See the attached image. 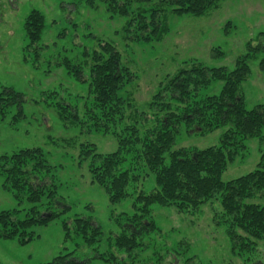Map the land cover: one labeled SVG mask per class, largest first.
I'll use <instances>...</instances> for the list:
<instances>
[{"label":"rangeland","instance_id":"374dc122","mask_svg":"<svg viewBox=\"0 0 264 264\" xmlns=\"http://www.w3.org/2000/svg\"><path fill=\"white\" fill-rule=\"evenodd\" d=\"M155 4L153 0L149 6ZM32 10H39L45 16L46 29L41 41L35 47H28L24 24ZM160 18L168 30L160 41L135 42L128 39L135 34L126 32L127 19L110 12L104 0H0V91L3 87L13 88L25 96L21 113L20 107L14 105L5 111L4 117L0 116V158L24 149H42L50 168L46 181L56 194L52 199L44 196V207L40 210L62 212L68 208L48 226L34 227L35 239L28 245L0 238V264H47L72 252L77 244L83 247V258L93 253H119L114 249L113 238L122 233L127 217L135 214L136 195L111 204L105 190L91 182L88 164L80 161L85 145H94L104 155L118 148L113 134L96 132L84 115L82 98L88 94L93 56L101 51V44H113L121 54L122 64L137 75L127 88L132 103L129 121L134 122V116L140 113L151 114L148 105L161 83L174 76L185 63L234 70L237 60L246 55L247 45L252 42L256 46L259 35L264 33V0H222L217 8L201 17L176 16L164 9ZM261 59L259 54L250 61L251 74L242 85L248 109L264 104ZM67 64L81 67L87 82L78 79ZM221 89V83H214L206 93L216 95ZM63 107L71 113L62 111ZM75 113L78 119L73 117ZM181 129L176 148L204 150L219 145L224 134L222 129L207 135ZM247 145L246 157H239L223 174L224 182L256 169L264 140L250 139ZM140 187L141 184L137 186ZM155 187L152 176L144 180L146 192ZM253 202L264 205V198ZM33 206L27 202L19 205L12 193L3 188L0 176V212L20 210L19 217L24 218ZM215 208L220 210L216 201L193 214L179 213L175 207L152 206L154 230L138 234L140 247L132 251L128 261L264 264V240L251 254L244 257L233 254L225 229L213 221ZM78 218L92 219L101 227V242L94 245V252L86 250L75 233ZM65 222L70 229L68 241ZM118 256L127 258L125 252ZM93 264L107 263L95 260Z\"/></svg>","mask_w":264,"mask_h":264},{"label":"trees","instance_id":"16d2710c","mask_svg":"<svg viewBox=\"0 0 264 264\" xmlns=\"http://www.w3.org/2000/svg\"><path fill=\"white\" fill-rule=\"evenodd\" d=\"M104 1L110 12L127 19L126 32L135 34L128 39L148 43L160 41L168 31L160 18L164 9L176 16L201 17L217 8L222 0H156L151 7L153 0ZM45 29V16L39 10H32L24 24L28 47H35L41 41ZM257 43L247 45L246 55L237 60L232 71L197 62L185 63L174 76L161 83L148 105L151 114L140 113L134 116V122L129 121L132 103L127 88L137 75L122 64L121 54L113 44H101V51L93 56L88 94L82 98L84 115L96 132L113 134L118 148L104 155L94 145H85L80 161L88 164L91 182L105 190L111 204L136 195L135 214L127 217L122 224L126 227L113 238L114 249L125 252L127 260L112 252L83 258V247L77 244L72 252L47 264H93L95 260L136 264L128 259L140 247L138 234L154 230L152 206L175 207L179 213L193 214L214 201L219 203L220 212L214 209L213 221L225 229L233 254L244 257L258 250L264 240V205L253 200L264 198V149L254 171L229 182L222 180L223 174L247 152L248 140H264V104L248 109L242 93V85L251 74L249 63L259 54H262L259 66L264 72V33L259 35ZM67 67L78 79L87 82L81 67L69 64ZM214 83L222 84L221 92L207 94ZM24 97L13 88L3 87L0 116L4 117L5 111L14 105L20 107L21 113ZM67 110L62 108L64 112ZM60 115L64 118L62 112ZM73 115L78 119L77 113ZM149 124L152 126L148 127ZM181 128L198 135L222 129L224 134L219 145L204 150L176 148ZM46 163L40 148L24 149L0 158L3 188L12 193L19 205L24 202L34 205L24 218L19 217L20 210L0 212L2 240L28 245L35 239L34 227L48 226L67 212L68 208L62 212L40 210L44 207V196L52 199L56 194L46 181L50 171ZM151 176L156 187L146 192L143 182ZM64 229L68 241L70 229L66 222ZM75 233L86 250L94 252V245L101 242V227L92 219H76Z\"/></svg>","mask_w":264,"mask_h":264}]
</instances>
